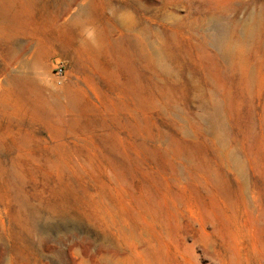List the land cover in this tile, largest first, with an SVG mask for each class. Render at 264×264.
I'll return each instance as SVG.
<instances>
[{
  "label": "rangeland",
  "instance_id": "obj_1",
  "mask_svg": "<svg viewBox=\"0 0 264 264\" xmlns=\"http://www.w3.org/2000/svg\"><path fill=\"white\" fill-rule=\"evenodd\" d=\"M60 2L0 0V264H264V0Z\"/></svg>",
  "mask_w": 264,
  "mask_h": 264
},
{
  "label": "bare ground",
  "instance_id": "obj_2",
  "mask_svg": "<svg viewBox=\"0 0 264 264\" xmlns=\"http://www.w3.org/2000/svg\"><path fill=\"white\" fill-rule=\"evenodd\" d=\"M77 2V0H61L59 6L57 7V13L55 14H50L49 13H44L42 16V22H40V25L33 27L34 29H45L47 27L48 24L50 23H57L58 20L60 18H63L64 20L60 23V26H69V27H75L76 29H81L82 27H84L85 25L89 24H94L96 25L98 23V19L96 16V13L94 10L91 9L92 6L88 5V4H84L82 5L81 2V6H79V8L77 9V11L72 15V18L70 20L65 19L63 16L69 11L70 7L75 4ZM79 4V3H78ZM110 4H108L107 2H104L102 4L103 7V11L104 9ZM1 11V9H0ZM115 19L117 20V16L116 14H114ZM128 25V24H127ZM15 27V26H14ZM129 27V26H128ZM61 28V27H60ZM68 28V27H67ZM69 29V28H68ZM76 31V30H75ZM19 35V34H18ZM77 36V35H76ZM102 37V36H101ZM216 40H218V38L216 37ZM221 40V39H220ZM93 44V43H92ZM95 44V42H94ZM142 44V43H141ZM146 46V44H145ZM138 54L144 59H146L149 63H153L155 62L157 59H159V63L162 67H167V64L165 63V59L162 56V53H157L151 52L149 51L148 48L146 47H141L138 49ZM27 80V79H26ZM28 81V80H27ZM28 86H30V84L28 85V83L26 81L21 82V86H20V90L23 91V93L26 90H29ZM32 89V88H31ZM31 92V91H30ZM26 97H28L26 95ZM68 103L72 104L73 101L72 99L69 97L68 98ZM45 115V114H44Z\"/></svg>",
  "mask_w": 264,
  "mask_h": 264
},
{
  "label": "built area",
  "instance_id": "obj_3",
  "mask_svg": "<svg viewBox=\"0 0 264 264\" xmlns=\"http://www.w3.org/2000/svg\"><path fill=\"white\" fill-rule=\"evenodd\" d=\"M61 71H62L61 66H58V68H57V72H61Z\"/></svg>",
  "mask_w": 264,
  "mask_h": 264
}]
</instances>
